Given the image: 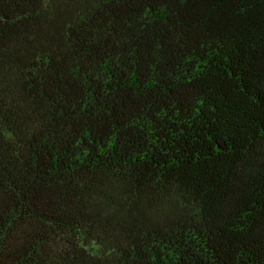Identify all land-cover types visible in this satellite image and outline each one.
<instances>
[{
	"label": "trees",
	"instance_id": "trees-1",
	"mask_svg": "<svg viewBox=\"0 0 264 264\" xmlns=\"http://www.w3.org/2000/svg\"><path fill=\"white\" fill-rule=\"evenodd\" d=\"M0 264H264V0H0Z\"/></svg>",
	"mask_w": 264,
	"mask_h": 264
}]
</instances>
